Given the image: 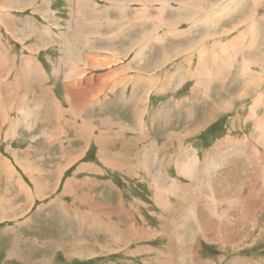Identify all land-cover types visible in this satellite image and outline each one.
Returning a JSON list of instances; mask_svg holds the SVG:
<instances>
[{
    "label": "rangeland",
    "instance_id": "374dc122",
    "mask_svg": "<svg viewBox=\"0 0 264 264\" xmlns=\"http://www.w3.org/2000/svg\"><path fill=\"white\" fill-rule=\"evenodd\" d=\"M66 1L0 0V264H178L186 259V264H264V0H197L198 28L187 32L188 21L180 26L183 35L201 40L194 56L187 47L171 46L173 37L157 34L155 41L162 39V44L121 52L115 61L97 56L104 47L111 52L103 53L114 54L112 46L119 42H106L108 37L121 33L115 38L135 41L155 27L169 30L165 19L175 13H153L158 20L136 27L130 20L115 22L129 0ZM152 1L155 12L166 7L165 0ZM92 3L93 10L81 9ZM112 3L117 11H103ZM132 7L129 16L140 9ZM76 42L78 49L72 47ZM203 49L221 56L212 62L213 72L233 64L225 53L235 50L240 63L232 72L247 77L230 78L226 85L213 77L211 96L205 97L198 73L191 72ZM130 60L142 65L152 82L159 80L146 97L137 98L147 107L145 118H139L145 120L143 127L129 111L128 89L121 93L119 84L114 86L117 80L108 79L118 76L115 65H130ZM150 63L156 70L148 69ZM172 76V84L161 87V79ZM130 123L136 133L125 132L123 141L122 127ZM132 136L137 139L131 142ZM185 150L197 156L195 179L179 175L177 155L183 151L186 156ZM210 154L218 168L209 173L208 161L198 164ZM156 175L178 181L170 207L153 195L160 185ZM15 178H22V185ZM221 184H228L225 190ZM190 198L185 221L176 219L174 211ZM93 208L111 211L110 217L104 213L105 229L91 232L81 222ZM209 217L208 229L244 223L248 232L229 245L206 241L196 234ZM111 225L115 242H110ZM115 225L121 228L118 237ZM7 226L16 230L6 233ZM133 231L136 238L130 240ZM207 232L220 236L215 239L226 234ZM15 235H21V258L8 262L5 244ZM108 242L112 249L105 250Z\"/></svg>",
    "mask_w": 264,
    "mask_h": 264
},
{
    "label": "crops",
    "instance_id": "0c3cea01",
    "mask_svg": "<svg viewBox=\"0 0 264 264\" xmlns=\"http://www.w3.org/2000/svg\"><path fill=\"white\" fill-rule=\"evenodd\" d=\"M165 1H166V7L161 8V9H158L157 12L154 11L156 9H153V8L150 7V5L153 6V1L152 0H145L144 3H138L137 1L129 0V1H127V2L124 3L125 8H124V10H122V12H119V11L116 10V7L117 6L114 3H112V5L110 4L109 6L104 7L103 8V11H105V10L106 11L113 10V11H117L118 12V14H117L118 20L115 21V22H122L124 20H130L131 21L130 24L132 26H136V27L145 26L146 25V21L150 20L151 18L153 20H158L159 18H157V17H151V14H153V13H161V15H163V14L167 13L168 11H170V12L175 13L176 16L174 17L171 14L170 17L168 16V18L165 19V21H166L165 23L167 25H171V28L170 29L168 28L169 30H166V31L163 30L162 32H159L158 31L159 30L158 27H155V28H152V29H149V30L144 31L143 32L144 34L141 37H139V35H140L139 34L136 37V40L135 41H134V39H132V41L131 40H128L124 36H123V38H119V39L118 38H115V37L121 35V33L119 35L116 34V33L113 34V35H111L110 37H108V39H106V42H108L110 40H112L111 42H119V44H116V45H113L112 46V49L111 50H113L112 53H114V54L103 53V52H111V51H106V50H110V49H108L107 47H104L105 50H101L102 52H97V54H99L97 56H100V57H102L104 59H110V60H114L115 61L116 58H117V56H119L121 54V52H124V51H125V53L132 52V51L138 49V47H142L143 45L150 46L154 42H157V44L160 45V44L163 43V40L157 38V41H155V37H156L157 34H166V35H168L170 37H173L172 40H171V46H173L174 44H176V46H177L176 50H179V49H181L183 47H187L188 48V52L190 54V57L191 56H194L201 49V47H198L199 44H200V42H201V40H200V38H197L195 36H194L195 38L191 39V38L187 37L186 35H183V33H184L185 30L183 31L181 29V27H182V25L184 24L185 21H188V23H187V32H192L193 30H195L196 28H198L199 21H200V18L197 17V15H198L199 12H197L198 9L196 7V4L198 3V1L197 0H165ZM66 2H69V0H67ZM118 3H116V4H118ZM134 4H135V6L136 5H140L139 12L137 14H135L134 16L127 15V14L133 12V7L132 6ZM69 5L73 6V3L72 4H69ZM91 5L94 6L93 3ZM169 5L171 6L170 8L168 7ZM94 8H95V6L94 7H92V6L85 7L84 5L81 6V9H83V11L88 10V9L89 10H93ZM97 10H100V8L97 9ZM123 14H125V15H123ZM130 17H132V18H130ZM84 18H85V16H84ZM160 18H163V16H161ZM208 18H210L209 13H208ZM143 20H145V23H143V24L142 23L137 24V22H142ZM209 20H212V19L210 18ZM112 23L108 24L107 26L108 27H111L110 25ZM208 25L210 26L211 23L208 22ZM132 26H130V27H132ZM120 28H121V26H120ZM129 29L130 28H128L127 30H129ZM210 32H212V30H210L208 32V34L206 35V37L209 38ZM190 36H192V35H190ZM244 36H245V34L242 32L241 38H243ZM215 38L216 39H219L217 42L220 41V43H222L220 37L216 36ZM227 39L228 38H226V40ZM233 40L234 39H232V41ZM211 42H212V39L209 40V43H211ZM76 43L78 44V46H72L74 49H78L79 48V42H76ZM185 43H189V44H185ZM187 48L184 51H187ZM69 49L70 48H67L66 50L68 52H70ZM234 51L235 50H233V52ZM233 52H231V50H229V51H227V53H225V54H227L226 55L227 61H230L231 59H233V64L228 65L226 67V69H224L223 71H220V72H213V66L214 65H212V62H215V61H217V59L221 58V56L219 54L217 56V55L214 54V52L212 50H210L209 51V55H207V54L204 53V49H203L201 51L200 58L198 56H195V60H196L197 66H196V68L194 70H191V72L192 73H194V72L195 73H198L199 79H201V81L203 82L204 87H205V90H204L205 91V97L206 96H211V93H212L211 91L213 89L211 87V86H213V84H212V81H213L212 78L213 77H216V76L217 77H221L223 80L220 83L226 85L227 82L230 81V78L232 79V78L242 77V76L246 75V74H242V76H241L239 71L237 72L238 74H235L234 72H232V69L235 67V64H236V67H237V65L240 63L239 62V59H238V55L236 54L235 56H233ZM199 54H200V52H199ZM238 54H239V52H238ZM243 61H245V60H243ZM130 62H133V63L130 64V65H128V64H126L127 62H125V64H124L125 66L124 65H121V64L115 65V67H117V68H116V70H115L114 73H115V75H118V76L115 77V76H113V74H111L108 77V79L111 80V81L113 80V82H114V80H117V82L114 83V86L117 87V84H119L118 87L116 88V90H118L120 88L121 93L127 91V89H128L127 92H129V97H130V99H129V111L132 112L133 116L135 114V118L134 119L138 122V125L140 123L142 125V127H143V125H144L143 123H144L145 120L142 121L139 118H145V114H146V111H147L146 108L147 107L141 106L140 104L142 103L143 99H141V98L140 99H137V98L140 97V96L146 97L147 96V91H150V89L152 88L153 82L159 83L158 82L159 80H158V77H157V79H155V80H158V81H153L152 82V77H148V76L144 75V73L142 71V65L138 66L136 61H131L130 60ZM156 67L157 66H154L153 64L150 63V66L148 67V69H151V68L153 69L154 68V70H156L155 69ZM112 68H113V66H112ZM126 70H129L130 72L125 73ZM199 71H201V73ZM184 73H187L188 74V72H184ZM134 74L135 75L137 74V75L142 76V77L133 76ZM230 74H231V76H230ZM246 77H247V75H246ZM250 77H252V76H250ZM207 79H209L210 81L207 80ZM173 80H174V77L173 76L172 77H168L166 79H161V84H162L161 87H164V84L165 83L171 85ZM247 82L250 84V81H247ZM238 83L240 84L241 82H238ZM149 84H150V86H149ZM123 86H125L126 89ZM214 89H215L214 91H216V87ZM226 89H227V87H221L222 92H224ZM255 90L258 91L257 89H255ZM218 91L219 90H217V92ZM82 106L84 108L87 107V105L85 103H83ZM122 109L124 111L126 110V108H122ZM151 110H152V108H151ZM148 112H149V108H148ZM214 112L215 111H212L210 113V115H212ZM142 115H143V117H142ZM127 131L135 132L136 133V128L133 127V124L132 123H130V125L128 127L123 126L122 127V137H123V141H127V139H128L127 137L124 136V133L127 132ZM80 137H82V135ZM99 139H100V136H97V141ZM136 139H137L136 136H134V137L132 136L131 142L132 141H135ZM156 151H159V150L156 149ZM185 151L188 152L187 150H185ZM182 152L178 153V155H177V159H179V162H178V165H179V173H180L179 175H181L183 177H187L188 179H190V174L191 173L196 172L194 174H198V170L196 169L197 167H194L195 169L193 167H191L189 169L188 173L187 174H184L183 171L181 170L182 164L183 163L185 164L190 159V157H191L192 154H193V157H197V156H195V151L194 150L191 151V153H189V152L186 153V156L185 155L183 156ZM197 153H199V150L197 151ZM118 154H120V153H118ZM189 154H191V155H189ZM210 156H212V154L208 155V157L206 156L205 157L206 161L204 163L198 164V166L202 167V166L206 165V162L207 161H212L211 158H210ZM148 157L147 158L143 157L144 159H146L145 160V163H147ZM183 158H185V159H183ZM194 160L197 161V163H198V159L197 158L196 159L194 158ZM172 161H173V159H172V157H170L169 160H168V163H171ZM70 162H72L71 159L68 160L65 163L64 166L66 167ZM9 170H11V169L8 168L7 171H9ZM9 173L11 175H13V177H15V175H16V173L15 172H12V171L9 172ZM30 177H31L32 180H36L32 176H30ZM156 177L155 178H156V180H158L160 182V185L158 184L159 186L157 185L156 187H154V192H153L154 194L153 195L156 198V201L158 203H160V204L162 203V205L164 204L163 206L170 207V204L169 203H171V202H170V199H169V195L170 194H178L179 191H177V192L172 191L171 192L170 190H173V188H172V184L173 183H171L170 181L168 182V180L165 177H161L160 175H158V176L156 175ZM15 180H16V182L18 184L22 185V183H23V179L22 178H15ZM176 180H173L172 181V182H174V185H175V181ZM36 183L39 184V182L37 180H36ZM69 183L70 182L66 183L68 185V187H69ZM180 186H182L181 188H184V185H182V182H180ZM181 195H182L181 198H183L184 197L183 192H181ZM163 196H165V197H163ZM183 200L185 201V205H183V208L181 209V211H176V210L174 211L175 214H176V216H178L180 213H183V212L186 211V209L192 204L191 201H193V198H190L189 201H186L185 199H183ZM8 201L9 200H7V202ZM6 208H10V206H7ZM22 211H23V209H22ZM93 211L96 212V213H99V215L96 216L93 213ZM87 213H89L91 215V217H92V215H94L95 217H92L93 220L96 218L94 221H97L98 222V225H92L93 227H92V230H91V228L88 227V221L86 220V217H85V219H82L83 221H81V222L83 224H85V227L87 229H89V231L95 232L94 230H99V228L100 229H105V223H104V216L105 215H104V213H106L107 215L108 214H111V211L108 208L105 211H103V212L96 211L95 208H93L92 209V212H91V210H89ZM101 213L104 216L101 215V218L102 219H100V221H99L98 218L100 217V214ZM15 214H18V209L15 210ZM117 214H120V211H118ZM108 217H110V216L108 215ZM115 228L118 229V232H117V235H118L120 233V229L121 228L119 229V227L116 226V225H115ZM4 230L6 231V233H9L10 231L13 232L16 229L15 228H10V227L7 226ZM112 233H113V229H112ZM92 236H95L94 233H92ZM128 237H129V234H128ZM133 237L135 239L136 238V234L133 233ZM130 238H131V236H130ZM20 239H21V235H19V236L18 235L17 236L15 235V237L11 241L9 240V241L6 242V244H5L7 246V248L5 250L6 256H7L8 252L10 253V255L7 256V259H9L8 262L13 261L14 258H18V260L21 258V257L19 258V256H18L19 254L17 253V250L19 249L18 244L20 243ZM23 242H24V240H23ZM110 242H112V241H110ZM106 244H109V242L104 244L105 250L112 249V248H109L110 245H106Z\"/></svg>",
    "mask_w": 264,
    "mask_h": 264
},
{
    "label": "bare ground",
    "instance_id": "6f19581e",
    "mask_svg": "<svg viewBox=\"0 0 264 264\" xmlns=\"http://www.w3.org/2000/svg\"><path fill=\"white\" fill-rule=\"evenodd\" d=\"M225 63V62H224ZM204 67V66H203ZM202 68V67H201ZM212 68V67H211ZM198 70V69H197ZM205 70V69H204ZM200 73H201V71H199ZM195 73V72H194ZM214 74V73H213ZM200 75V74H199ZM210 75V74H209ZM216 75V74H215ZM201 77V76H200ZM208 78V77H207ZM221 78V77H220ZM201 80V79H200ZM207 80H209V79H207ZM206 80V81H207ZM210 81V80H209ZM149 86H150V84H149ZM144 89V88H143ZM147 109V108H146ZM144 113V112H143ZM144 115V114H143ZM143 115H142V117H143ZM141 116V115H140ZM63 126V125H62ZM145 149V148H144ZM160 149V148H159ZM146 150V149H145ZM188 153V152H187ZM189 155H191V154H189ZM218 157V156H217ZM195 158V157H194ZM183 159H185V158H183ZM218 159H220V158H218ZM261 161H263V160H261ZM207 166H208V168L209 169H211V170H213V171H209V173L210 172H216L217 171V166H215V163H214V161H208V164H207ZM191 167H197V164H196V162H195V160L193 159V156L191 155V157H190V159L184 164H182V170L184 171L185 170V172H187L188 173V171H189V169L191 168ZM195 169V168H194ZM197 170H198V174H194V173H196V172H194V173H191V174H193L194 176H193V178L195 179V178H197L198 176H199V174H200V169L197 167L196 168ZM158 176V175H157ZM263 177V176H262ZM225 184V183H224ZM228 185V184H227ZM227 185H224V186H227ZM224 186H222V184H221V187H224ZM172 188H173V190H170L171 192L172 191H174V192H177V191H179V184H178V181H175V185H174V183L172 184ZM71 190V189H70ZM159 190V189H158ZM223 190H225V187L223 188ZM196 190H194V192L192 193V196L193 195H196L195 193H197V191L195 192ZM156 193V192H155ZM163 193V192H162ZM166 193V192H165ZM179 193V192H178ZM198 194V193H197ZM163 195V194H162ZM238 195V194H237ZM198 196V195H197ZM240 196H242V195H240ZM245 196V195H244ZM163 197H165V196H163ZM193 197H196V196H193ZM162 198V197H161ZM160 199V198H159ZM167 199V198H166ZM214 200L216 201V199H215V197H214ZM255 200V199H254ZM167 202V201H166ZM165 203V202H164ZM253 203V202H252ZM99 204V203H98ZM167 204V203H166ZM170 204V203H169ZM244 204H245V202H244ZM244 204H242V202H239L238 203V205H240L241 207L244 205ZM161 205H162V203H161ZM164 205V204H163ZM168 205V204H167ZM253 204H251V203H249V207H251ZM245 206H247V205H245ZM240 207V208H241ZM249 207H248V209H249ZM254 207V206H253ZM69 209V208H68ZM247 209V210H248ZM252 209V208H251ZM96 210V209H95ZM213 210V209H212ZM253 210V209H252ZM108 211V210H107ZM181 211V210H180ZM91 212H92V210H91ZM251 212V211H250ZM94 213V212H93ZM187 213V212H186ZM249 213V212H248ZM247 213V214H248ZM243 215L244 216V219H246V220H248V217H249V215ZM87 215L89 216V217H86V220L87 219H89L90 220V222H88V227L89 228H91V230H92V225H98V222L97 221H94L93 220V218L91 217V215L89 214V213H87ZM101 215H103L102 213L100 214V216ZM188 215V214H187ZM252 215V214H251ZM104 216V215H103ZM183 217V218H182ZM254 217V216H253ZM176 219L177 218H179L180 220H184L185 218H186V215H185V212H183V213H180L178 216H176L175 217ZM99 219V218H98ZM100 219H102V218H100ZM100 219H99V221H100ZM210 217L209 218H206L205 220H204V223H203V225H200L201 226V228H200V231H197V236H199V237H201L202 239H205L206 241H211V242H221V243H223V245H229L230 243H232L233 241H235L236 239H242V238H244L245 237V235H246V233L248 232V226L249 225H246V224H244V223H242L241 225H235V223L234 222H231V223H234V225H232V226H230V225H228L227 226V224H225V225H223V226H215V227H213V228H211V229H208L207 227H205L206 225H208L209 223H210ZM175 220V219H174ZM245 220V221H246ZM252 220H253V218H252ZM185 221V220H184ZM178 222V221H177ZM181 222V221H180ZM197 222V221H196ZM230 222V221H229ZM244 222V221H243ZM247 222V221H246ZM80 224V223H79ZM211 224V223H210ZM230 224V223H229ZM247 224H249V223H247ZM85 225V224H84ZM101 225V224H100ZM83 226V225H82ZM102 226V225H101ZM133 226V225H132ZM166 226V225H165ZM178 226V224L177 223H175L174 225H172V228H176ZM166 227H168L169 228V226H166ZM96 228V227H95ZM105 228H106V226H105ZM111 228L113 229L114 228V225H111ZM133 228V227H132ZM100 229V228H99ZM171 229V228H170ZM201 229H203V230H201ZM133 230H134V228H133ZM207 231H209V232H212V233H220L219 231H221V232H223V233H226L225 235H223V237L221 238V239H215V238H219L220 236L219 235H212V236H207L206 235V233H208ZM133 233L134 234H137V232L136 231H133ZM133 233H132V235H131V238L130 237H128V238H130V240H133L134 239V237H133ZM178 233V232H177ZM65 236V235H64ZM115 235L114 234H112V236H111V240H112V242H115V240L113 239V237H114ZM119 236V234L117 235V237ZM120 239H122V237H120ZM56 242V241H55ZM59 243V242H58ZM107 245V244H106ZM173 246V245H172ZM90 247V246H89ZM178 247V246H177ZM188 247V246H187ZM190 247V246H189ZM109 248H110V246H109ZM73 249V248H72ZM103 249H104V247H103ZM188 249V248H187ZM109 250V249H108ZM175 251H176V249H175ZM95 254V253H94ZM177 254V253H176ZM81 256V255H80ZM181 256V255H180ZM176 257H178V256H176ZM90 258V257H89ZM183 259H186V258H183ZM182 260V259H181ZM187 259H186V261L185 260H182V262H180V263H178V264H186L187 263ZM238 262V261H237ZM236 262V264H257V263H254L253 261H250V260H248V261H244V262H238L237 263ZM177 263V262H176ZM165 264H170V263H165ZM204 264H207L206 262H204ZM210 264V263H209ZM232 264V263H231ZM259 264V263H258Z\"/></svg>",
    "mask_w": 264,
    "mask_h": 264
}]
</instances>
